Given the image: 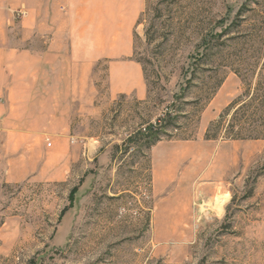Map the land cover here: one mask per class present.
Returning a JSON list of instances; mask_svg holds the SVG:
<instances>
[{
	"label": "rangeland",
	"instance_id": "374dc122",
	"mask_svg": "<svg viewBox=\"0 0 264 264\" xmlns=\"http://www.w3.org/2000/svg\"><path fill=\"white\" fill-rule=\"evenodd\" d=\"M145 2L143 98L0 96V264H264V0Z\"/></svg>",
	"mask_w": 264,
	"mask_h": 264
},
{
	"label": "crops",
	"instance_id": "0c3cea01",
	"mask_svg": "<svg viewBox=\"0 0 264 264\" xmlns=\"http://www.w3.org/2000/svg\"><path fill=\"white\" fill-rule=\"evenodd\" d=\"M23 5L28 15L16 21L15 11ZM145 5V0H0V96L33 102V116L38 108L53 117L74 113V106L84 113L86 105L94 107L105 74L113 97L143 98L134 32ZM22 112L10 108L0 119L23 118ZM33 127L4 125L0 136L20 135L25 143Z\"/></svg>",
	"mask_w": 264,
	"mask_h": 264
},
{
	"label": "trees",
	"instance_id": "16d2710c",
	"mask_svg": "<svg viewBox=\"0 0 264 264\" xmlns=\"http://www.w3.org/2000/svg\"><path fill=\"white\" fill-rule=\"evenodd\" d=\"M140 21V20H139ZM263 85V83L261 82V84L259 83L258 85H257V87L255 88V90H254V93H259L260 91H262V89H261V86ZM251 95V90L250 89H248L247 90V96L246 97H249ZM263 106H264V90H263ZM236 106V103H233L232 104V106H230L227 110V112H231L232 111V108H234ZM245 119H246V117H245ZM248 118L246 119V121H247V123H248ZM234 127V125H232L231 126V128H233ZM230 130H233V129H230ZM235 138H241V139H248V138H246V137H241V136H238V135H236V136H234ZM74 193H75V191H73L72 192V194L74 195Z\"/></svg>",
	"mask_w": 264,
	"mask_h": 264
},
{
	"label": "built area",
	"instance_id": "2783aa9c",
	"mask_svg": "<svg viewBox=\"0 0 264 264\" xmlns=\"http://www.w3.org/2000/svg\"><path fill=\"white\" fill-rule=\"evenodd\" d=\"M28 15V9L26 6H21L15 11V20L22 21Z\"/></svg>",
	"mask_w": 264,
	"mask_h": 264
}]
</instances>
